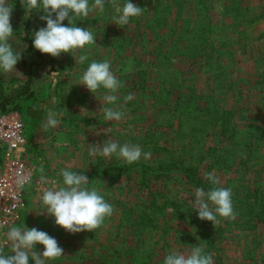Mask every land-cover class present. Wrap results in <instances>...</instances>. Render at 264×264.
<instances>
[{"label": "rangeland", "instance_id": "374dc122", "mask_svg": "<svg viewBox=\"0 0 264 264\" xmlns=\"http://www.w3.org/2000/svg\"><path fill=\"white\" fill-rule=\"evenodd\" d=\"M11 2L13 29L23 26L30 15L29 30L34 34L40 28V10L30 14L20 0ZM116 2L122 7L125 0ZM131 2L144 9L128 25L115 23L118 13L110 0H106L103 13L93 12L76 21L75 26L88 28L96 37V44L72 53L73 57L86 53L88 60L84 64L76 63L67 53L51 57V61L46 54L43 60L58 73L52 79L64 102L71 96L73 107L65 109L75 125V169L89 178L87 187L95 186L107 202L115 204L113 215L95 231L70 234L55 224L54 217L39 213L43 205L29 192L26 209L15 227H35L57 240L63 256L47 264H163L171 251L187 253L196 245L210 250L207 253L214 264H264V0ZM195 5L198 11L194 10ZM238 10L245 14L244 20H254L260 14L261 17L255 22L237 24L233 18ZM198 33L208 38L206 48L199 44L200 56L191 59L181 55L188 54L180 50L188 47L189 37ZM10 43L15 50H23L21 55L28 65H38L40 59L34 51H24L25 43L19 37H13ZM162 56H166L164 61ZM93 60L110 61L120 80L117 103L124 116L119 121L104 120L99 110L105 106L102 93L95 97L82 84H76ZM253 62L257 63L256 71ZM55 63L59 65L57 71ZM15 69L21 75L25 73L18 64ZM16 71L0 75L7 94L14 89L6 82ZM36 77H41V73L36 71ZM129 93L134 98L125 104L124 97ZM192 93L200 105L207 103L217 111L208 108L204 116L186 117L180 130L179 114L167 108L182 104L185 98H194ZM168 111L171 115L165 120ZM216 118L217 124L211 130L214 136L197 138L198 148L191 152L193 161H187L180 154L182 136L208 129L210 121ZM168 121L169 127L159 125ZM27 128L32 132L33 126L24 124V130ZM153 134L157 135L153 138ZM108 141L139 144L151 154L149 161L141 158L137 164H127L115 155H90V144L103 146ZM144 142H158L156 147L163 151L145 150ZM210 147L215 148L216 159L206 155ZM171 152L175 169L165 170L160 162ZM199 153L204 157L197 162ZM190 163L189 169L194 167L191 175L186 170ZM142 172L145 174L141 175ZM205 172L215 173L221 182L219 186L231 188L236 212L232 220L218 217L220 222L214 226L210 221H199L203 234L210 239L209 248L194 225L198 215L190 203L196 188L208 191L213 187ZM150 192L158 194L160 207L167 206L150 215L154 222L158 220L153 238L149 226L136 225L135 220H140L136 213L127 223L121 219L122 211L128 218V211L137 212L148 205ZM178 213L186 214L184 218L191 223L190 227ZM3 250L7 253L10 247L6 245ZM36 250L42 252L43 246L37 244ZM29 264L34 261L29 259Z\"/></svg>", "mask_w": 264, "mask_h": 264}, {"label": "clouds", "instance_id": "9594fccd", "mask_svg": "<svg viewBox=\"0 0 264 264\" xmlns=\"http://www.w3.org/2000/svg\"><path fill=\"white\" fill-rule=\"evenodd\" d=\"M110 2L118 13L115 21L118 26L128 25L131 18L139 17L143 13L144 8L131 0H125L122 7L116 0ZM20 3L30 14L38 10L43 12L39 19L45 21L46 26L36 30L32 38L33 47L40 53L54 58H58L61 53L73 57L72 53L75 51L96 44V37L88 28L75 25L77 20H84L90 13H103L106 0H20ZM12 11L11 0H0V72L3 73L16 71L15 65L22 58L23 50H15L10 43L14 36ZM65 20L68 26L62 24ZM73 58L76 63L84 64L88 55L85 53ZM57 74L52 72L50 76L55 77ZM76 84H82L95 97L97 93H102L105 106L99 110L103 112L106 122L123 118L122 106L117 103L121 83L112 71L110 61H91ZM133 98V94L129 93L124 97V103ZM59 124L58 114L49 111L41 127L47 131L58 127ZM90 145V155L99 154L105 158L115 155L127 164L138 162L141 158L148 159L151 155L143 151L139 144L108 141L103 146L101 143ZM44 172L43 165H40V183L46 185L51 182L52 187L42 188L39 200L43 210L39 213L44 212L54 217L55 224L68 233L95 231L104 225L106 218L113 215L112 204L105 200L95 186L87 187L89 178L82 172L72 171L67 167L62 169V184L55 180L49 181ZM204 176L213 187L208 191L204 188L195 189L194 199L190 203L198 218L210 221L213 226L220 222L218 217L235 219L231 188L219 186L221 182L215 173L205 172ZM31 184V172H17L15 186L18 193ZM5 194L4 189L0 188V197ZM0 227L3 225L0 224ZM5 237L6 239L0 242V264H29V259L34 261V264H47L48 261H55L63 256V249L57 240L35 227L28 228L24 224L22 227H10ZM37 244L43 246L42 252L36 250ZM5 245L10 247L7 253L3 250ZM9 252L12 254L9 255ZM163 264H214V261L202 246L196 245L187 253L171 251L164 257Z\"/></svg>", "mask_w": 264, "mask_h": 264}, {"label": "crops", "instance_id": "0c3cea01", "mask_svg": "<svg viewBox=\"0 0 264 264\" xmlns=\"http://www.w3.org/2000/svg\"><path fill=\"white\" fill-rule=\"evenodd\" d=\"M193 8L198 11V6L195 5ZM38 65L32 63L26 66V68L21 66L22 71L25 73L21 75V71L19 70L20 73L17 71V74L6 82V85L13 87V94L17 101L21 103L20 108L17 110H21L24 123H29L30 126H33L32 132L29 128L24 130L26 138L25 155L27 160L35 166L37 179H39L40 175L39 167L43 165L45 170L44 174L48 180H55L62 184V176L60 175L62 169L67 167L72 171L73 168L74 171H77L75 165H77L78 160V148L73 142L75 139L73 127L75 125L72 124L71 116H68L65 109H71L73 103L71 96L69 98L66 97V101L64 102V98L54 79L50 76L53 68H49L48 63L43 61H39ZM58 66L55 63V71H57ZM36 71H38V75L41 73V77H38V79L36 77ZM29 72L33 73V80L29 92H20V89H23L22 87ZM1 74L6 73L0 72ZM8 74L11 75V73ZM17 94L20 95L16 96ZM49 111H54L58 114L60 124L54 129L45 131L41 127V124L46 121V116ZM48 185L52 187L51 182Z\"/></svg>", "mask_w": 264, "mask_h": 264}, {"label": "trees", "instance_id": "16d2710c", "mask_svg": "<svg viewBox=\"0 0 264 264\" xmlns=\"http://www.w3.org/2000/svg\"><path fill=\"white\" fill-rule=\"evenodd\" d=\"M236 13V14H235ZM234 14L236 15V17H234L233 19H236L237 20V24H240V22H246V21H251V22H255L258 18L261 17V14L259 16H257L254 20L252 18H247L246 20H244V17H245V14L243 13H239V10L236 11ZM43 15V12L42 10H40L39 12V17ZM30 15L28 16V19L26 20L25 23H23L22 25L23 26H20L18 27L17 29H13L14 30V36L13 37H19V39H21L24 43H25V52H29L31 53L32 51L35 52V54L37 55V57L40 59V61H43L44 60V57L46 56V54H42L40 53L38 50H36L33 45H32V38H33V34L31 33V31L29 30V25L31 24V20H30ZM54 18V17H53ZM62 24L64 26H68V22L67 20L63 21ZM251 24V23H250ZM39 25L38 27H44L46 26V22L45 21H42L41 19H39V22L38 24ZM249 24H247L245 27H248ZM196 30H198V27L195 28ZM185 30H187V27L185 28ZM197 32V31H196ZM198 33V36H194L193 38H190L189 39L191 40V43L188 47H184L183 49H181L180 51H187V53H182L181 55L183 56H186V57H190L191 59H195L197 57H199V44H202L201 47L203 48H206V44H207V41H208V38L205 39V36ZM167 56V55H166ZM166 56H162V61L165 60ZM49 59V58H48ZM52 60L51 56H50V61ZM18 65L20 66H23L24 68H26V66H28V64L26 63L25 60H23V58H21L18 63ZM253 67L255 69V71L257 70V63L256 62H253ZM33 74L31 72L28 73V77L26 78V81L24 82V85H23V89H20V92H29V88H30V84L32 83V80H33ZM256 77V76H255ZM261 77L260 75L257 74V79L259 80ZM20 94H17L16 96H19ZM30 95V93H29ZM193 97L192 99H189V98H185L183 101H182V104L180 105H177L179 108H176L177 106H173V107H168L167 110L171 111V110H174L176 111L177 114V119L180 118V130H181V126L183 124V122L185 121L186 117H191V116H194V115H198V116H204L207 109L208 108H214L215 111H217L215 107H208L207 106V103L205 105H200L198 103V101H196V98H195V93H192ZM26 98V97H25ZM25 100V99H24ZM23 100V101H24ZM24 104V103H23ZM21 106V103H19V101H17V99L15 98L14 94L13 93H6L5 92V87L4 85H2L0 83V114L3 113V112H6L10 109H19ZM165 109V108H164ZM179 110V111H178ZM21 111V110H20ZM169 111L166 113V117H165V120L171 115V113H169ZM217 120L218 118H216L215 120L213 121H210V123L208 124L210 127L206 130H203L202 132H199V130L195 131L193 133V135H190V136H182L184 138H182L181 140V145H183V150H182V153H180L182 156H185V159L187 161H193L192 159V155H191V152L192 150H195L198 148V143L196 141L197 138L201 139V138H205V137H211V136H214L215 132L211 131L215 128V124H217ZM25 122L27 123V120L25 119ZM170 121H168L165 125L164 123H161L159 125H162V126H166V127H169L170 125ZM222 123V122H221ZM25 124V123H24ZM29 125V123H27V126ZM234 126H236V128L238 127L236 124H233ZM247 128L249 129L250 127L247 126ZM200 129V128H199ZM211 131V132H210ZM247 133V131H245ZM157 134H153L152 137L154 138ZM192 138V140H191ZM180 141V140H179ZM199 141V140H198ZM158 142L156 143H150V142H144L143 144V147L145 150H148L150 152H155V151H163V149L161 147H156ZM186 143V144H185ZM235 143V141H234ZM215 148L214 147H210L209 148V152L206 154V155H209L210 156V159L211 158H215L214 154L216 153L215 152ZM2 152H3V148L2 146H0V156L2 155ZM174 152H171L169 154H167L166 156H164V162H160L161 163V168L165 169V170H173L175 169V158H174V154H172ZM203 154L202 153H199V157H197V162L199 160H202L203 159ZM216 159V158H215ZM143 161H145L143 159ZM149 159H146V162H148ZM138 162H136L135 164H137ZM223 163V162H222ZM191 165V163L188 165V172H189V175H191L193 173V170H194V167L193 165L191 166V168L189 169V166ZM143 166L145 167L146 166V163L143 164ZM185 166V165H184ZM145 172H142L141 175H144ZM150 201H149V204L144 206L142 209H139L137 210V212H134L132 210L128 211L129 213V217L127 218L125 216V211H122V221H127L130 220L132 218V215L133 213H136V216H137V219H139L140 217V220H135V223L136 225H139V224H143V225H147L150 227L149 230L152 231V233L150 234V237L153 238L155 236V232L154 230L157 229L156 228V222L158 220H156L154 222V218L151 217L150 215H152L153 213H155L156 210H160L162 208H165L167 206H162L160 207V205L157 203V193L156 192H150ZM112 206L114 207L115 204H112ZM175 209V207H174ZM141 212V214H140ZM179 215H177L180 219H182L187 226L190 227V222H187L185 220L184 217H186V214L183 215V213H178ZM111 217H109L110 219ZM198 218V217H197ZM136 219V217H135ZM201 219L198 218L197 222H194V225L197 226L198 230L202 233L201 234V239L202 237L205 238V241L208 245V248L210 247V239L209 237H207V235L203 232H204V229L202 228V225L200 224V221ZM204 221V220H203ZM186 233V232H185ZM204 251L207 253V251H210V250H205Z\"/></svg>", "mask_w": 264, "mask_h": 264}, {"label": "built area", "instance_id": "2783aa9c", "mask_svg": "<svg viewBox=\"0 0 264 264\" xmlns=\"http://www.w3.org/2000/svg\"><path fill=\"white\" fill-rule=\"evenodd\" d=\"M0 146L3 148L0 156V188L5 196L0 197V242L6 239L5 234L10 227H15L21 220L27 206L28 193L33 192L36 200L42 185L37 179L35 166L27 160L26 138L24 135V121L17 109H10L0 114ZM31 172L32 184L25 186L22 192L17 191L15 179L17 172ZM27 187L29 190L27 191ZM6 246V245H5ZM4 246V248H5Z\"/></svg>", "mask_w": 264, "mask_h": 264}]
</instances>
